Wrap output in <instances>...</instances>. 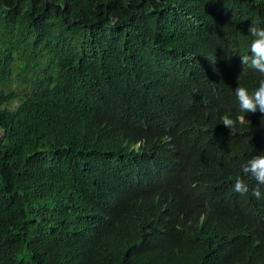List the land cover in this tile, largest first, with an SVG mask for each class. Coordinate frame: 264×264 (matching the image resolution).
Masks as SVG:
<instances>
[{
    "label": "trees",
    "instance_id": "obj_1",
    "mask_svg": "<svg viewBox=\"0 0 264 264\" xmlns=\"http://www.w3.org/2000/svg\"><path fill=\"white\" fill-rule=\"evenodd\" d=\"M250 25L264 0H0V264H264Z\"/></svg>",
    "mask_w": 264,
    "mask_h": 264
},
{
    "label": "clouds",
    "instance_id": "obj_2",
    "mask_svg": "<svg viewBox=\"0 0 264 264\" xmlns=\"http://www.w3.org/2000/svg\"><path fill=\"white\" fill-rule=\"evenodd\" d=\"M253 40L250 44V54L240 57L243 71L252 69L259 72L264 76V28H259L254 25H250L248 29ZM236 100L238 101L239 109L243 113H256L264 114V79H261L259 86L251 93L245 87L238 86L234 89ZM239 123L246 122L245 116L238 117ZM248 122V121H247ZM237 121L230 118L225 114L222 117V125L231 131L236 128ZM241 171L245 175H251L258 185H264V153L254 156L241 166ZM233 190L241 195L248 192L247 184L237 179ZM252 195L256 198H260L261 192L259 187L253 190Z\"/></svg>",
    "mask_w": 264,
    "mask_h": 264
}]
</instances>
